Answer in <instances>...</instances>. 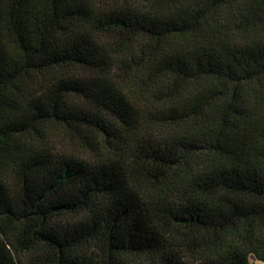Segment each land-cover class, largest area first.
<instances>
[{
    "label": "trees",
    "instance_id": "16d2710c",
    "mask_svg": "<svg viewBox=\"0 0 264 264\" xmlns=\"http://www.w3.org/2000/svg\"><path fill=\"white\" fill-rule=\"evenodd\" d=\"M264 263V0H0V264Z\"/></svg>",
    "mask_w": 264,
    "mask_h": 264
},
{
    "label": "rangeland",
    "instance_id": "374dc122",
    "mask_svg": "<svg viewBox=\"0 0 264 264\" xmlns=\"http://www.w3.org/2000/svg\"><path fill=\"white\" fill-rule=\"evenodd\" d=\"M253 264H263L262 262L258 261V259L252 257L251 258Z\"/></svg>",
    "mask_w": 264,
    "mask_h": 264
},
{
    "label": "built area",
    "instance_id": "2783aa9c",
    "mask_svg": "<svg viewBox=\"0 0 264 264\" xmlns=\"http://www.w3.org/2000/svg\"><path fill=\"white\" fill-rule=\"evenodd\" d=\"M264 264V263H263Z\"/></svg>",
    "mask_w": 264,
    "mask_h": 264
}]
</instances>
